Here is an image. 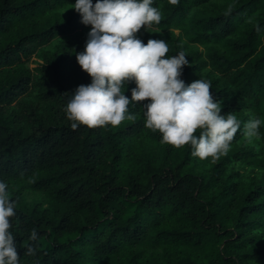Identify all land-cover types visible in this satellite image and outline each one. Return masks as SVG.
I'll list each match as a JSON object with an SVG mask.
<instances>
[{
  "label": "trees",
  "instance_id": "16d2710c",
  "mask_svg": "<svg viewBox=\"0 0 264 264\" xmlns=\"http://www.w3.org/2000/svg\"><path fill=\"white\" fill-rule=\"evenodd\" d=\"M74 3L0 0V178L20 264H264V126L251 142L241 127L215 160L162 143L146 100L118 126L72 129L69 94L91 82L76 61L91 25ZM154 6L160 23L136 35L184 51L181 78L209 80L222 114L264 120V0Z\"/></svg>",
  "mask_w": 264,
  "mask_h": 264
},
{
  "label": "clouds",
  "instance_id": "9594fccd",
  "mask_svg": "<svg viewBox=\"0 0 264 264\" xmlns=\"http://www.w3.org/2000/svg\"><path fill=\"white\" fill-rule=\"evenodd\" d=\"M72 8L84 25H91L84 50L76 53L91 82L78 85L64 109L72 129L118 126L134 118L130 104L146 100L144 126L158 131L162 143L188 145L191 156L201 160L226 155L241 127L249 142L261 136L264 120L259 116L242 122L233 111L222 114L223 102L213 98L209 80L185 83L181 76L189 61L184 51L169 55L166 40L150 38L144 43L136 35L142 26L148 31L160 23L161 11L154 0H75ZM129 81L135 82L131 98L125 95ZM8 187L0 178V264H20L17 237L11 230L16 201ZM29 239H38L36 229ZM36 254L31 244L25 246L24 255Z\"/></svg>",
  "mask_w": 264,
  "mask_h": 264
}]
</instances>
